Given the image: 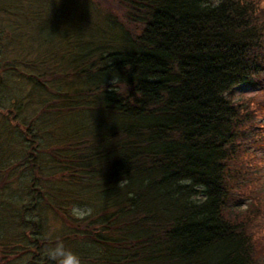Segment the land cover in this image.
I'll use <instances>...</instances> for the list:
<instances>
[{"label": "trees", "instance_id": "trees-1", "mask_svg": "<svg viewBox=\"0 0 264 264\" xmlns=\"http://www.w3.org/2000/svg\"><path fill=\"white\" fill-rule=\"evenodd\" d=\"M34 1L44 10L33 21L48 31L40 45L50 48L22 71L30 96L45 104L51 93L45 79L57 75L35 69L57 55L56 45L63 54L52 68L65 67L63 79L71 75L79 88L60 93L52 100L61 106L48 103L31 122L50 128L46 149L57 160L40 157L38 130L24 132L21 160L0 156V172L19 160L32 169L22 181L31 210L39 196L58 210L89 205L86 216L71 217L93 264H264V155L257 151L264 123L261 107L249 99L243 106L235 93L248 84L264 94V3ZM19 28L7 29L14 44ZM7 109L0 111L14 114L4 123L11 140L19 107ZM64 114L71 121L63 127Z\"/></svg>", "mask_w": 264, "mask_h": 264}, {"label": "rangeland", "instance_id": "rangeland-1", "mask_svg": "<svg viewBox=\"0 0 264 264\" xmlns=\"http://www.w3.org/2000/svg\"><path fill=\"white\" fill-rule=\"evenodd\" d=\"M7 1H12L13 7L10 5L8 9L5 8L4 10L0 5V34L2 35V38H0V97L2 98L0 109L8 111L7 107H19L16 114L20 121L17 120L15 124L9 123L11 125L10 130L13 131L11 140H9V134H7L4 129L9 127L8 125L5 126L4 123L5 121L8 122L11 120L14 114L8 115L7 112L0 111V156L3 155L5 159L10 156L7 162L9 164H14L18 156L21 160L27 155L25 150H23L28 144V140L23 139L24 132L30 136V133L38 130L40 133L35 138L39 142L38 145L45 149L43 150L42 156L41 153L39 154L40 157L43 158V161L50 159L57 160L55 157L57 154H54L50 148L46 149L49 145L48 138L52 136L49 132L50 128L39 129L37 127L38 119L37 123L33 125H31V122L33 119L37 118L40 110L44 111L43 106H47L48 103H51L52 107L61 106L62 102L54 104L52 99L61 95L60 93L68 95L67 91L79 88V83L76 81V78L71 75H69L68 79H63L62 74L66 75L68 71L65 67L59 68L57 72L54 71L58 66H56V60L63 54V51H58L56 45L55 52L57 55L54 57L52 56V59L46 58V63H37L36 66L39 68L35 69H51V76L57 75L53 79H45L46 83L51 84V93L46 97L45 104H41V102L37 103L36 97L33 98V96H30L31 85L26 81L27 74L22 71H32L26 64L33 60V58H42L45 52L44 49L50 48L47 47L48 45L46 43L40 45V41L44 39L48 31L40 32L39 23L41 25L43 24L42 19L39 21L37 19L38 22L36 20L33 21L37 16H32L37 14L40 15V11L44 10V5L41 4L40 1L39 3L34 1L33 4L30 3V0H0L2 3ZM61 1L64 2V0ZM261 1L264 3V0ZM41 2L44 3L47 1L41 0ZM48 2L51 4V0H48ZM83 2H85V0H80L79 6H82ZM53 5L55 4L53 3ZM58 7L61 11L62 4ZM67 12L76 18L72 13V9H69ZM82 16L87 17L84 13ZM13 25L20 27L18 31L20 37L18 36L19 38L15 44L8 40L10 36L8 30H11ZM69 28L74 29L71 26H69ZM63 31L64 29L61 28L59 34ZM57 37L60 40V36ZM14 59L17 60L16 63L13 62L15 61ZM8 64L10 66L9 68L6 67ZM11 65L19 69H13ZM40 74L42 77L48 76L49 72ZM235 93L237 99H243V106L246 103L245 100L249 99L253 109L258 106V97L264 100V94H262L258 88H254L248 84L237 87ZM262 118H264V116ZM262 118L260 120H264ZM59 119L62 121L63 127L71 121L70 116L65 114L60 115ZM79 120H82L81 117H79ZM257 124L259 125V123ZM18 125H20V128ZM2 126L3 128H1ZM252 134V137H254V135H256V130L253 131ZM247 135L251 136L250 133ZM256 143L257 138L255 137L252 139V144ZM14 150L15 152L12 154ZM257 151L259 154L264 155V149L258 148ZM9 152L10 154L6 156ZM18 162L16 165L9 166L0 172V213H3L0 215L1 219L4 221L0 224V264H53V262L46 259V256L43 254L45 246L49 245L50 242L54 241L56 238L63 240L65 237L66 239L63 241L66 246L78 253L82 260L85 259L87 262L84 264H93L91 257H89L88 260L86 259V257H88L87 255L91 253V248H88V251H90L88 252L81 241L75 240L77 232L74 226L77 223L73 222V220H75L73 217L83 218L86 216L87 212L90 210V206L84 204L70 207V205H67L65 209L62 208L58 210L59 208L56 209L52 207L39 196L41 199L40 207L38 208V204L36 206L38 209L32 211L30 208L32 197L28 195L30 190L28 191L26 188L27 184H23V182L26 183L27 178L31 176L29 171L32 172V169H23ZM47 167L51 174L59 172L53 160L49 162ZM56 181L53 180L49 182L50 184L48 186H50V189H54L57 186ZM245 206L246 205H241V208ZM74 208L80 210L79 217L72 214ZM72 215L73 217H71ZM84 239L85 238L82 237L80 240ZM37 243L40 248H37ZM39 249L40 253L38 252Z\"/></svg>", "mask_w": 264, "mask_h": 264}, {"label": "clouds", "instance_id": "clouds-1", "mask_svg": "<svg viewBox=\"0 0 264 264\" xmlns=\"http://www.w3.org/2000/svg\"><path fill=\"white\" fill-rule=\"evenodd\" d=\"M90 211L91 210H89V212ZM79 212L80 210L78 208L72 210V214L77 217H79ZM43 254L48 260L52 261L53 264H84L81 256L68 248L65 242L60 238H56L54 241L50 242L49 245H46Z\"/></svg>", "mask_w": 264, "mask_h": 264}, {"label": "bare ground", "instance_id": "bare-ground-1", "mask_svg": "<svg viewBox=\"0 0 264 264\" xmlns=\"http://www.w3.org/2000/svg\"><path fill=\"white\" fill-rule=\"evenodd\" d=\"M254 88H258V89H259V87H258V86L254 87ZM258 106H261V105H260V103H258Z\"/></svg>", "mask_w": 264, "mask_h": 264}]
</instances>
